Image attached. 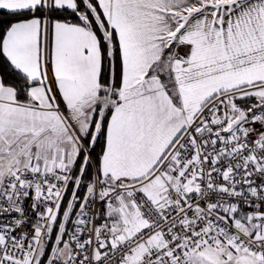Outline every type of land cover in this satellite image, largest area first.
<instances>
[{"label":"snow or ice","instance_id":"6c2138e0","mask_svg":"<svg viewBox=\"0 0 264 264\" xmlns=\"http://www.w3.org/2000/svg\"><path fill=\"white\" fill-rule=\"evenodd\" d=\"M0 264H264V0H0Z\"/></svg>","mask_w":264,"mask_h":264}]
</instances>
